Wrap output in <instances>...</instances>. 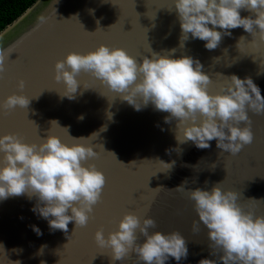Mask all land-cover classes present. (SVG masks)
<instances>
[{
  "label": "water",
  "instance_id": "95a60500",
  "mask_svg": "<svg viewBox=\"0 0 264 264\" xmlns=\"http://www.w3.org/2000/svg\"><path fill=\"white\" fill-rule=\"evenodd\" d=\"M250 15L255 17L241 10L242 17ZM231 32L215 50H207L206 42L192 39L191 34L180 47L182 30L175 0H35L0 31V48L13 51L0 76V103L14 92L33 97L28 108L17 106L8 113L0 109V136L17 133L25 142L39 144L51 129L66 143L91 144L99 155L86 164H95L106 177L102 198L87 226L75 228L71 221L67 234L50 230L48 220L32 211L35 198L25 194L0 200V264H113L107 254L110 250L97 246L95 232L103 227L107 236L128 211L141 221L154 218L157 228L152 231L178 230L186 237L188 256L179 264L217 259L210 254L206 226L201 223L199 232L192 230L193 222L199 220L195 202L177 188L185 180V190H211L223 181L225 190L241 192V203L264 215V115L249 111L254 141L232 156L221 153L215 140L207 149L191 141L180 143L176 131L183 133L176 129V120L165 123L168 113L151 104L136 111L122 100V93L111 91L89 73L77 77L80 86L75 100L62 98L57 91L65 85L54 79L55 63L72 51L87 53L101 44L122 47L142 63L143 57L151 58V50L170 54L176 49L174 58L188 55L200 60L211 78L210 93L224 90L230 83L227 77L235 74L251 77L264 95V40L243 27ZM241 36L245 39L238 47ZM20 80L25 81L23 90L18 87ZM81 115L83 120L78 119ZM53 120L61 127L51 128ZM72 137L90 138L74 141ZM166 163L172 167L167 169ZM33 225L43 234L37 235ZM114 264H137V258L132 253ZM166 264L178 262L170 258Z\"/></svg>",
  "mask_w": 264,
  "mask_h": 264
},
{
  "label": "clouds",
  "instance_id": "9594fccd",
  "mask_svg": "<svg viewBox=\"0 0 264 264\" xmlns=\"http://www.w3.org/2000/svg\"><path fill=\"white\" fill-rule=\"evenodd\" d=\"M242 9L254 13L255 17H242ZM175 11L182 30L180 47H184L191 34L192 39L205 41L207 50H215L223 37L231 36V30L238 27L264 40V0H175ZM244 39L240 37L238 47ZM175 51L160 54L151 50V58L143 57L142 63L122 47L101 44L87 53L72 51L55 63L54 79L65 85L63 91H56L62 98L75 100L80 86L77 77L81 72L89 73L111 91L122 93V100L136 111L151 104L155 110L168 113L165 123L176 120V129L183 133L176 131L180 143L191 141L197 148L207 149L215 140L221 153L236 156L254 141L249 111L264 115V95L260 87L251 77L242 79L233 74L225 76L230 83L224 90L212 94L208 90L211 78L203 71L200 60L188 55L174 58ZM11 52V49L0 48V76L7 70ZM18 87L23 90L25 81L20 80ZM84 89L89 87L84 86ZM32 98L22 91L21 94L14 92L0 103V109L8 113L17 106L28 108ZM78 119L83 120L84 116ZM55 125H59L58 121H51V128ZM50 130L39 144L25 142L17 133L0 136V153H3L0 200L25 194L30 200L35 198L32 211L48 220L50 230L67 234L71 221L75 222V228L87 226L94 206L102 198L106 177L95 164H86L99 155L91 144L66 143ZM90 137L72 139L87 141ZM102 148L105 151L103 145ZM166 167L169 169L172 165L166 163ZM186 183L187 180L177 188L186 191L195 202L199 220L193 222L192 230L199 232L201 223L206 226L210 254L217 258H204L199 264H218V261L264 264V215H257L255 209L241 203V192L225 190L223 181L211 190H185ZM32 227L37 235L43 234L39 227ZM156 228L154 218L146 217L141 221L135 212L128 211L119 220L116 230L106 236L101 227L94 239L100 249L110 250L107 254L113 264L124 262L132 253L136 255L137 264H166L170 258L179 264L186 259L189 252L186 237L178 230L152 231Z\"/></svg>",
  "mask_w": 264,
  "mask_h": 264
},
{
  "label": "trees",
  "instance_id": "16d2710c",
  "mask_svg": "<svg viewBox=\"0 0 264 264\" xmlns=\"http://www.w3.org/2000/svg\"><path fill=\"white\" fill-rule=\"evenodd\" d=\"M35 0H0V31Z\"/></svg>",
  "mask_w": 264,
  "mask_h": 264
}]
</instances>
